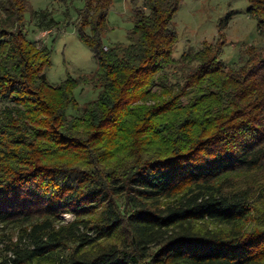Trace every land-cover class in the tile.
Instances as JSON below:
<instances>
[{
  "label": "trees",
  "instance_id": "trees-1",
  "mask_svg": "<svg viewBox=\"0 0 264 264\" xmlns=\"http://www.w3.org/2000/svg\"><path fill=\"white\" fill-rule=\"evenodd\" d=\"M182 1L135 4L129 43L106 46L112 0H83L98 68L53 85L26 20L48 12L0 0V264H264V184L252 202L243 185L264 177V49L234 70L224 40L174 57ZM79 86L98 91L83 108Z\"/></svg>",
  "mask_w": 264,
  "mask_h": 264
},
{
  "label": "rangeland",
  "instance_id": "rangeland-1",
  "mask_svg": "<svg viewBox=\"0 0 264 264\" xmlns=\"http://www.w3.org/2000/svg\"><path fill=\"white\" fill-rule=\"evenodd\" d=\"M143 0H112L108 14L110 30L103 41L106 46L127 45L128 32L133 27V8L142 4ZM36 11L46 10L47 19L26 14L27 34L30 39L37 40L52 50L51 63L46 68L48 80L53 85H59L67 76L78 78L81 75H91L98 68L90 48L81 39L75 20L77 9L82 7L83 0H31ZM248 0H183L174 16L178 31V42L174 48V57L179 58L184 52L199 49L205 42L218 43L224 40L222 59L228 70H234L247 60L249 48L264 49V36L257 29V21L248 13ZM53 18L54 23H49ZM220 23L223 29H220ZM50 30V31H49ZM89 29H87L88 31ZM222 32V33H220ZM74 96L80 107L96 99L98 91L91 87L79 86L74 90ZM3 103L0 102V111ZM71 113V109L69 110ZM243 185L250 186L255 195L249 202L257 199L259 190L264 184L261 174H253L244 179ZM67 221L73 219L72 214H64ZM10 242H18L26 247V239L21 242L20 234L11 233ZM6 242L0 244V257L11 256V251H5Z\"/></svg>",
  "mask_w": 264,
  "mask_h": 264
},
{
  "label": "built area",
  "instance_id": "built-area-1",
  "mask_svg": "<svg viewBox=\"0 0 264 264\" xmlns=\"http://www.w3.org/2000/svg\"><path fill=\"white\" fill-rule=\"evenodd\" d=\"M37 41H39V38L37 39Z\"/></svg>",
  "mask_w": 264,
  "mask_h": 264
}]
</instances>
